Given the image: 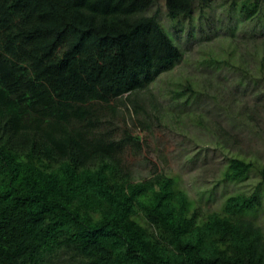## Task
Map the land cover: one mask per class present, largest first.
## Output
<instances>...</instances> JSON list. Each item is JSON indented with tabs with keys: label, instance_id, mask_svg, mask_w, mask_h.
Returning a JSON list of instances; mask_svg holds the SVG:
<instances>
[{
	"label": "trees",
	"instance_id": "16d2710c",
	"mask_svg": "<svg viewBox=\"0 0 264 264\" xmlns=\"http://www.w3.org/2000/svg\"><path fill=\"white\" fill-rule=\"evenodd\" d=\"M157 1L0 0V264H264V226L251 217L264 163L230 157L226 179L255 169L260 182L209 212L178 176L154 169L138 179L126 163L125 148L139 150L142 138L118 133V102L150 128L148 116L164 109L154 84L185 58L152 11ZM211 1L166 0L167 15L203 19ZM231 4L247 35H231L225 60L239 80L259 83L264 0ZM175 83L168 92L203 107L193 81Z\"/></svg>",
	"mask_w": 264,
	"mask_h": 264
},
{
	"label": "rangeland",
	"instance_id": "374dc122",
	"mask_svg": "<svg viewBox=\"0 0 264 264\" xmlns=\"http://www.w3.org/2000/svg\"><path fill=\"white\" fill-rule=\"evenodd\" d=\"M232 1L212 0L203 19L198 18L196 12L193 18L172 20L167 15L166 0H158L152 11L158 10L162 25L186 51L185 58L154 84L164 109L161 113L156 111L155 116H148L150 128L145 129L139 117L118 102L123 111L116 118L120 125L118 133L127 127L142 138L139 150L128 146L124 152L126 163L136 178H147L154 169L176 175L181 187L205 212L220 210L229 195L251 193L260 182V174L255 169L244 179H226L224 171L230 157L264 163V81L239 80L236 67L225 60L231 50V35L239 41L247 35L242 27L245 22L238 16ZM209 19L214 26L203 35L200 31ZM203 43L210 46L207 53L212 51V54L204 53ZM213 56L221 62L211 61ZM208 78H212L213 86L223 92L224 97L216 100V89L204 88ZM188 79L203 91L200 94L203 107L194 106L195 96L190 93L174 97L168 92L178 80L187 82ZM224 104L235 110V118L228 120L224 116L221 111ZM147 110L152 109L147 106ZM224 111L227 112V106ZM201 113H206L208 118H203ZM157 115H161L160 118ZM199 119L205 122L200 123ZM251 217L264 226V189H261V206Z\"/></svg>",
	"mask_w": 264,
	"mask_h": 264
}]
</instances>
